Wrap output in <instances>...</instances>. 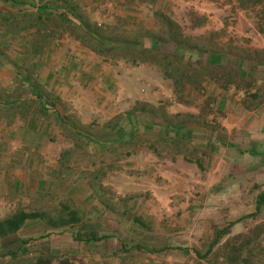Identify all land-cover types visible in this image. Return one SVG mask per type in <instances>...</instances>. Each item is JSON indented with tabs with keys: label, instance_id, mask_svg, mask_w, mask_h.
<instances>
[{
	"label": "crops",
	"instance_id": "1",
	"mask_svg": "<svg viewBox=\"0 0 264 264\" xmlns=\"http://www.w3.org/2000/svg\"><path fill=\"white\" fill-rule=\"evenodd\" d=\"M255 26L253 41H244L243 51L235 54L225 49L222 55L221 64L234 61L243 83L223 76L219 81L208 78L204 89L184 90L188 102L177 97L183 89L172 85L165 94H171L174 103L161 108L163 116L152 113L149 106L146 111H135L138 103L153 102L148 96L125 101L123 89L109 88L116 83L113 71H105L89 59L77 63L58 46L46 49L48 58L36 61L37 70L30 75L33 85L25 82L27 75L21 70L15 74L27 85L22 87L25 89L19 84L6 87L0 77V205L20 191L31 190L35 195L51 191V178L62 165H52L53 130L65 138L69 130L78 131L71 125L94 122L118 131L93 138L98 148L108 145L106 152H121L130 166L139 156L141 164L134 168L140 178L125 185L86 187L90 191L84 199H97L101 208H110L119 220H134L137 224L131 228L142 237L152 231L153 237L163 236L171 243L168 239L174 238L175 230L177 233L173 229L177 223L244 220L246 204L253 205L247 214L255 213L257 199L264 193V59H253L249 52L264 56V24ZM147 94L154 99L164 91L147 90ZM208 100L213 104L208 106ZM157 104L158 109L164 105ZM65 154L66 148L59 158ZM21 167L28 172L23 174ZM60 190L78 196L83 188L65 185ZM113 197L118 203L110 200ZM113 203L119 206L115 211ZM259 214L264 216V207ZM125 234L107 233L118 241ZM168 247V252L176 250L174 245Z\"/></svg>",
	"mask_w": 264,
	"mask_h": 264
},
{
	"label": "rangeland",
	"instance_id": "2",
	"mask_svg": "<svg viewBox=\"0 0 264 264\" xmlns=\"http://www.w3.org/2000/svg\"><path fill=\"white\" fill-rule=\"evenodd\" d=\"M13 1L19 0L8 2L0 0V77L4 78L2 81H5L6 87L19 84L20 89H25L22 87L27 85L16 76V71L21 70L30 76L37 70L36 61L39 58L40 60L48 58L46 52L51 51L53 46L54 49L58 46L63 48V53L68 51V55L77 63L89 59L91 63L105 67V71H113L111 73L117 76L115 78L117 85L113 83L109 88L123 89L125 101H141L140 99H146L148 96L153 102L147 103L148 109L150 111L153 109V112L162 116L164 110L161 108L174 103L172 100L175 98L171 94H165L173 82L163 76L159 67L148 64L134 66L128 59L99 56L78 40L73 26L64 21L58 9L53 6L56 3L54 0H20L24 4L17 6L13 5ZM72 2L91 22L117 26L122 33L128 35L158 30L160 23L155 13L163 12L181 25L186 36L200 38L203 44L215 42L222 46L221 43H225L222 48L229 49L235 54L243 51V43H246L244 41H253V28L256 24L263 23L258 19L262 9L260 5L242 10L236 0H72ZM44 5H50L47 14L38 11V7ZM249 55L253 59H264L260 54L249 52ZM78 71L76 69V72ZM231 75L235 81L243 83L242 75L233 73ZM125 76L131 80L125 79ZM147 90L151 93L164 91V94L153 99L147 94ZM177 97L188 102L189 96L184 91L180 90ZM159 102L164 105L158 109ZM213 102L208 100V106ZM70 128L78 131L69 130L68 137L65 138L62 133L53 130L54 138L51 142L55 148V155L51 159L52 165L55 168L62 164L61 168L57 167L59 171L51 178L54 181V188L47 194L35 195L30 192L31 190H27L20 191L14 197L11 195L4 198L3 205H0V221L16 210L44 212L50 217L57 218L66 216L68 209L78 213L79 221L59 230L42 222H29L17 234L0 240V264H32L39 257L51 258L53 264H58L61 259H69L73 264H233L222 257L223 252L231 253L230 248L223 250L230 241L238 248L244 243L241 248V259H247V264H264L263 237L257 236L254 232L257 226L264 223V216L260 214L234 225L231 234L225 236L221 244L208 254L216 230L227 226L230 221H221L219 218L215 223L185 222L187 227L184 226L185 223H177L173 228L177 229V233L175 230L174 238L168 239L172 240L170 243L163 236L153 237L155 233L152 231L147 237H142L137 230L131 228L137 224L134 220L130 222L119 220L118 215L111 212L110 208H101L97 199L92 197L84 199L90 191L89 189L87 191L86 187H98L104 183L115 182L125 185L128 184L126 181H136L140 174L138 168L134 167L141 162L138 161L140 160L138 156L137 163L130 166L129 159L120 156L121 152L114 151L112 154L106 152L105 146L108 145L98 148V142L93 138L107 136L109 132L113 135L118 134L116 129L111 130L94 122L71 125ZM151 130L157 132L156 128ZM65 148L67 154L59 158ZM125 150L122 149L123 155ZM20 171L24 174L28 169L21 167ZM65 185L68 189L82 186L83 190H80L78 196L73 195L75 192L60 190ZM110 200L118 203L116 197ZM114 203L111 208L115 211L119 206H115ZM120 208H123V205ZM244 209L243 217H246L247 211H253V205L246 204ZM125 231L129 234H125ZM90 232L96 233L99 237L106 235L109 238L103 242H87L86 233ZM107 233L116 235L124 233L125 237L118 241ZM238 236L242 238L236 241L235 238ZM23 241H28L27 251L18 252ZM170 244L174 245L176 250L166 251ZM17 252V256H12Z\"/></svg>",
	"mask_w": 264,
	"mask_h": 264
},
{
	"label": "trees",
	"instance_id": "3",
	"mask_svg": "<svg viewBox=\"0 0 264 264\" xmlns=\"http://www.w3.org/2000/svg\"><path fill=\"white\" fill-rule=\"evenodd\" d=\"M6 1L8 2L9 0ZM54 1L56 3L53 6L58 9L61 18L73 26L74 34H77L78 40L84 46L99 56L128 59L134 66L138 64L157 66L161 69L166 79L172 80L174 89H183V91L185 89L201 90L204 89V83L208 78L219 81L220 77L222 78L223 76L226 80H234L231 74H240V70L236 67L234 61L228 62L226 66L221 64L222 55L226 53L225 49L222 48L223 46L215 42L203 44L200 38L194 39L186 36L181 25L163 12L158 11L155 13V17L160 23L158 30H148L128 35L122 33L117 26L99 25L91 22L72 0ZM236 1L242 10H248L260 5L262 9L258 14V19L264 24V0ZM19 4L24 3L20 0L13 1V5L15 6ZM49 6H39L38 11L41 14H47ZM214 70L217 72L213 73ZM32 80L31 76H27L25 82L28 85H33ZM39 96L43 97V94ZM39 96L38 98H40ZM53 104L58 107L57 103ZM148 106V104L138 103L135 111H146V107ZM153 111L152 109L151 112L155 114ZM262 207H264V193L257 199L256 212L247 215L246 218L257 216ZM67 212L66 216L54 218L44 212L16 210L9 217L0 221V240L17 234L29 222H42L48 227L59 230L79 221L76 211L68 209ZM242 220L231 222L227 226L217 229L214 239L210 244L208 254L215 247L219 246L223 238L231 234L232 227ZM254 230L257 236L261 235L263 237L264 242V223L257 226ZM86 235L87 238L85 240L87 242H103L109 238L106 235L99 237L94 232L86 233ZM240 238L242 236L236 237L235 240L237 241ZM242 244L244 245V243ZM27 246L28 241H23L18 252H26ZM242 246L238 248L236 244H231V241L226 243L223 250L225 251L230 248L231 253L226 254V252H223L222 257L228 259L233 264H247V259H241ZM18 252L12 254V256H17ZM32 264L53 263L51 258L39 257ZM58 264L73 263L69 259H61Z\"/></svg>",
	"mask_w": 264,
	"mask_h": 264
}]
</instances>
